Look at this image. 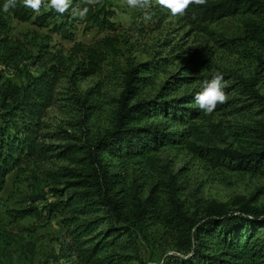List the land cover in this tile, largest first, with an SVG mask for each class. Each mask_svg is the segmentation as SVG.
<instances>
[{
	"label": "trees",
	"instance_id": "16d2710c",
	"mask_svg": "<svg viewBox=\"0 0 264 264\" xmlns=\"http://www.w3.org/2000/svg\"><path fill=\"white\" fill-rule=\"evenodd\" d=\"M3 3L0 0V8ZM84 6L83 0L72 2V7ZM89 9L84 20L73 17L71 8L63 15L49 8L34 16L22 0L15 9L0 10V63L17 65L22 58H31L40 66V71L27 75L23 83H0V201L6 176L13 169L58 157L70 165L52 175L54 183L63 184V188L51 190L55 198L41 211L28 206L14 212L17 217L42 212L45 219L57 217L67 239L60 248L61 256L75 255L74 264H142L139 240L148 239L151 231L169 240L174 251L193 252L187 260L170 255L164 264H264V208L239 202L233 210L211 202L200 215H190L171 197L173 205L165 210L155 195L143 197V186L137 181L138 170H155V153L165 146L184 147L212 168L264 176L263 123L258 127L244 125L235 131L241 140L249 142L246 150L208 144L207 133L193 123L205 117L194 101L200 83L217 72H206L211 66H202L195 53L180 72L169 75L151 95L143 94V88L151 85L153 76L161 71L163 58L130 61L121 68V90L114 99L110 127L97 136L90 137L86 130L83 137L66 130L55 135L44 132L47 125L43 117L59 99L61 80H68L72 87L79 79L100 74L109 59L119 55V25L112 20L110 1L99 0ZM150 14V20L157 24L165 18L159 9ZM236 15L242 17V35L213 38L219 47L254 52L264 72V0H207L204 6L189 8L182 18L194 29L211 34L208 24ZM14 21L48 28L68 40H72V30L79 24L104 35L92 44L74 41L68 54L51 51L47 44L39 46L34 54L24 42L12 37ZM194 83L170 97L174 90ZM237 85L242 86L238 94L254 101L233 110L240 112L250 104L264 108V97L254 89L253 80L242 79ZM234 86L226 87L225 92L228 94ZM88 92L92 96L70 97V104L82 115L80 126L85 128V118L95 108L90 98L96 92ZM233 100L217 109L227 108ZM159 117L183 127L170 128ZM54 136L62 143H46ZM170 189L173 192V186Z\"/></svg>",
	"mask_w": 264,
	"mask_h": 264
},
{
	"label": "rangeland",
	"instance_id": "374dc122",
	"mask_svg": "<svg viewBox=\"0 0 264 264\" xmlns=\"http://www.w3.org/2000/svg\"><path fill=\"white\" fill-rule=\"evenodd\" d=\"M109 1L114 11L112 20L119 25V55L109 59L100 74L79 79L72 87L66 82L68 80H61L59 99L55 105L47 108L43 117L47 125L44 132L55 135L56 131L66 130L76 137H83V131L86 130L90 137L97 136L110 127L114 99L121 90V68L130 61L144 62L154 57L163 58L161 71L153 76L151 85L143 88V94L151 95L169 75L180 72L195 53L202 61V66H211L210 69H205L206 72H220L226 76L228 86H235L229 90L228 100H234L228 103L227 108H216L212 114H205L203 119L193 123L207 133L208 144L239 150L249 149V142L241 140L235 131L244 125L258 127L264 124V108L258 104H250L240 112L233 110V107L254 101L238 94L242 86L237 83L242 79L253 80L254 89L264 97L263 67L254 58V52L237 50L232 46L222 48L214 40L220 35L227 38L240 37L243 30L241 15L225 17L208 24L207 29L211 34H206L191 27L182 17H173L156 0H152L150 12L158 9L162 11L165 18L161 24L145 19L143 11L127 7L124 0ZM48 9L46 6L42 7L39 13L34 12V16ZM12 26V37L24 42L30 53L34 54L43 44H47L51 51L68 54L74 41L92 44L104 35L96 28L87 30L82 24L75 25L72 40L63 39L48 28L38 27L30 22L14 21ZM29 41L33 45H29ZM39 71L40 66L33 64L31 58H22L17 65L0 63V83H23L27 75ZM195 84L181 86L170 97L181 94ZM88 90L96 92L90 98L95 108L86 116L88 122L85 128L80 126L82 115L75 105L70 104V97H90L92 95ZM238 97H242L241 100ZM158 119L162 123H168L170 128L183 127L171 121L166 122L161 117ZM46 143L58 145L62 141L54 136L48 138ZM155 163L153 172L144 169L135 174L138 175L137 181L143 186V197L155 195L160 207L165 210L173 205L171 197L174 201H179L181 209L190 215H200L211 202L224 204L233 210L237 209L239 202L264 208V176L260 174L212 168L193 152L179 146L162 147L155 153ZM69 166L67 160L51 157L22 164L6 176L0 201V264H74L75 255L61 256L60 248L67 239L57 217L45 219L44 212L36 216L17 217L14 212L28 206H35L41 211L46 202L55 198L51 190L62 189L64 186L54 183L52 175ZM171 186L174 188L173 192ZM36 197L40 198L34 200ZM152 229L150 226L149 230ZM139 243L142 264H161L167 253L175 252L170 248V241L159 238L156 232L151 231L149 238L141 239Z\"/></svg>",
	"mask_w": 264,
	"mask_h": 264
},
{
	"label": "clouds",
	"instance_id": "9594fccd",
	"mask_svg": "<svg viewBox=\"0 0 264 264\" xmlns=\"http://www.w3.org/2000/svg\"><path fill=\"white\" fill-rule=\"evenodd\" d=\"M72 2L73 0H22L25 8H30L36 13H39L41 8L46 6L63 15L71 8L73 17H77L80 20L87 18L90 10L89 6L98 4L99 0H83L86 5L84 7H72ZM156 2L160 7L167 9L173 17H184L192 6H204L207 4V0H156ZM17 3L18 0H4L0 10L8 12L10 9H15ZM124 3L129 8L143 11L145 19L150 20L152 18L150 14L152 0H124ZM226 87H228V84L220 72L214 73L211 79L201 81L200 91L194 97L196 106L205 114H212L218 105L228 101L229 96L225 92ZM170 255H174L181 260H187L191 258L193 252L184 254L177 250L167 253L164 259L166 260ZM161 264H164L163 260Z\"/></svg>",
	"mask_w": 264,
	"mask_h": 264
}]
</instances>
